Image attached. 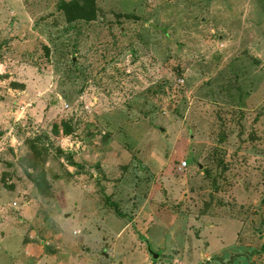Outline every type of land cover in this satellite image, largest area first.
Here are the masks:
<instances>
[{
  "label": "rangeland",
  "instance_id": "1",
  "mask_svg": "<svg viewBox=\"0 0 264 264\" xmlns=\"http://www.w3.org/2000/svg\"><path fill=\"white\" fill-rule=\"evenodd\" d=\"M59 2L0 0V264H264V0Z\"/></svg>",
  "mask_w": 264,
  "mask_h": 264
},
{
  "label": "trees",
  "instance_id": "2",
  "mask_svg": "<svg viewBox=\"0 0 264 264\" xmlns=\"http://www.w3.org/2000/svg\"><path fill=\"white\" fill-rule=\"evenodd\" d=\"M59 7L63 11L64 15L68 17L69 23L77 20H94L97 17L98 12L96 0H60ZM123 31L124 30H122L121 28V32ZM62 128L65 135H70L73 131L72 122L66 120L62 122V125H54V129L57 132ZM26 157H23L22 160L27 161L28 155ZM37 167V163L31 164V168H33L34 170L32 169L31 172H28V177L34 182L39 191L45 193V190L48 187L46 174L44 171H40L37 174L33 173L37 171Z\"/></svg>",
  "mask_w": 264,
  "mask_h": 264
},
{
  "label": "built area",
  "instance_id": "3",
  "mask_svg": "<svg viewBox=\"0 0 264 264\" xmlns=\"http://www.w3.org/2000/svg\"><path fill=\"white\" fill-rule=\"evenodd\" d=\"M68 106V105H67ZM22 110H24V107H22ZM187 165V163H184V167Z\"/></svg>",
  "mask_w": 264,
  "mask_h": 264
},
{
  "label": "water",
  "instance_id": "4",
  "mask_svg": "<svg viewBox=\"0 0 264 264\" xmlns=\"http://www.w3.org/2000/svg\"><path fill=\"white\" fill-rule=\"evenodd\" d=\"M106 257H108V254L106 255Z\"/></svg>",
  "mask_w": 264,
  "mask_h": 264
}]
</instances>
